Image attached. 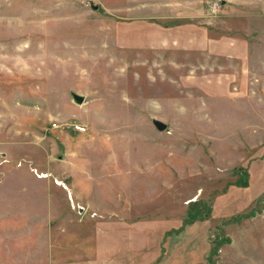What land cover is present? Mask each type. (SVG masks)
<instances>
[{
	"label": "rangeland",
	"instance_id": "374dc122",
	"mask_svg": "<svg viewBox=\"0 0 264 264\" xmlns=\"http://www.w3.org/2000/svg\"><path fill=\"white\" fill-rule=\"evenodd\" d=\"M156 261L264 264V0H0V264Z\"/></svg>",
	"mask_w": 264,
	"mask_h": 264
},
{
	"label": "water",
	"instance_id": "95a60500",
	"mask_svg": "<svg viewBox=\"0 0 264 264\" xmlns=\"http://www.w3.org/2000/svg\"><path fill=\"white\" fill-rule=\"evenodd\" d=\"M72 98H73L74 102L77 103V104H81L82 101H83V97L82 96L74 94V93L72 94ZM153 124L160 131L165 128V124L164 123H161V122H158V121H153Z\"/></svg>",
	"mask_w": 264,
	"mask_h": 264
},
{
	"label": "built area",
	"instance_id": "2783aa9c",
	"mask_svg": "<svg viewBox=\"0 0 264 264\" xmlns=\"http://www.w3.org/2000/svg\"><path fill=\"white\" fill-rule=\"evenodd\" d=\"M77 129H78V130H81L82 128L78 127ZM82 130H83V129H82Z\"/></svg>",
	"mask_w": 264,
	"mask_h": 264
},
{
	"label": "crops",
	"instance_id": "0c3cea01",
	"mask_svg": "<svg viewBox=\"0 0 264 264\" xmlns=\"http://www.w3.org/2000/svg\"><path fill=\"white\" fill-rule=\"evenodd\" d=\"M157 258H158V256H157ZM157 262H158V261H156L155 263L158 264Z\"/></svg>",
	"mask_w": 264,
	"mask_h": 264
}]
</instances>
